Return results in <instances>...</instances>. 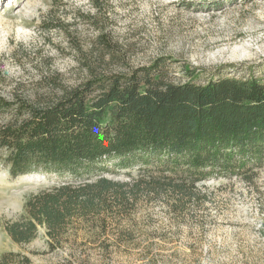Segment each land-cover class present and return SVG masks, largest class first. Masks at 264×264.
Listing matches in <instances>:
<instances>
[{
    "label": "trees",
    "instance_id": "1",
    "mask_svg": "<svg viewBox=\"0 0 264 264\" xmlns=\"http://www.w3.org/2000/svg\"><path fill=\"white\" fill-rule=\"evenodd\" d=\"M109 48L108 42H104ZM126 73L88 65L76 86L50 97L0 95V161L13 177L53 178L4 229L18 244L45 230L48 251L67 248L63 264H90L97 252L130 253L152 208L176 218L208 200L207 182L252 181L264 166V79L212 76L168 80L165 63ZM0 264H34L7 251Z\"/></svg>",
    "mask_w": 264,
    "mask_h": 264
},
{
    "label": "rangeland",
    "instance_id": "2",
    "mask_svg": "<svg viewBox=\"0 0 264 264\" xmlns=\"http://www.w3.org/2000/svg\"><path fill=\"white\" fill-rule=\"evenodd\" d=\"M108 42L109 48L104 42ZM173 82L212 76L264 79V0H0V95L50 97L56 84L76 86L88 65L126 73L155 60ZM55 180L34 172L13 177L0 161V255H29L34 264H63L67 248L48 251L45 230L28 244L4 229L26 200ZM208 200L176 218L152 208L130 253L90 264H264V166L252 181L207 182Z\"/></svg>",
    "mask_w": 264,
    "mask_h": 264
}]
</instances>
